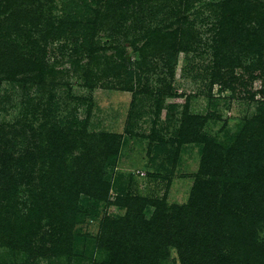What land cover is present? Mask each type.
<instances>
[{"label":"rangeland","instance_id":"rangeland-1","mask_svg":"<svg viewBox=\"0 0 264 264\" xmlns=\"http://www.w3.org/2000/svg\"><path fill=\"white\" fill-rule=\"evenodd\" d=\"M225 2L10 0L0 55L19 47L41 63L25 82L4 79L7 69L0 76V168L30 179L0 186V264H181L173 246L157 245L143 263L129 258L142 220L126 219L127 204L143 206L145 220L150 202H163L165 225L195 186L212 190L223 218L208 240L213 254L264 264V0ZM181 22L190 35L179 42L167 34ZM144 45L142 61L133 49ZM115 48L131 53L132 68ZM191 117L197 125L183 128ZM87 135L107 137L116 152L95 155L106 164L103 186L88 176L93 195L75 198L64 177ZM27 151L35 157L25 172ZM102 188L104 200L95 197ZM114 243L127 256L113 257ZM182 248L186 264L204 263Z\"/></svg>","mask_w":264,"mask_h":264},{"label":"trees","instance_id":"trees-1","mask_svg":"<svg viewBox=\"0 0 264 264\" xmlns=\"http://www.w3.org/2000/svg\"><path fill=\"white\" fill-rule=\"evenodd\" d=\"M232 0H226V2L223 4V6H229L231 5ZM239 1V0H236ZM10 0H0V16L3 12H5L8 9ZM12 16V14H11ZM10 19V18H9ZM183 23H179L177 25L176 29L173 32H170L167 35L173 36V39L176 41H181V39H184L186 36L189 37L190 31L189 29H183L182 27ZM14 27V26H13ZM12 27V28H13ZM158 32H152L153 40L156 38ZM3 47H7L9 44L8 42H3ZM128 45V44H127ZM147 45H144L142 47L141 51L134 50V53H138V57L143 61L145 57V50L147 49ZM24 50V48H14L9 47L8 51L11 53L6 57H3L0 55V76L2 75L3 71L7 69L9 74H7L4 79H10V80H17V77H21L20 80L27 81L30 79V73L34 71L35 67L38 68V65L41 63V60H34L32 57L27 58L22 54L21 52ZM116 51H118L119 59L124 63V67L126 68H132L133 66V60L131 57L130 52H123L119 51L117 48H115ZM0 51L2 52L1 48ZM217 54H215L216 56ZM224 61V60H223ZM39 63V64H38ZM137 68L139 62H136ZM226 65V64H224ZM230 65H226V67H229ZM219 65H216L213 67L212 70V77H214L219 73ZM215 84L214 82L211 83ZM197 125V118H187L184 120V123L182 124L183 128H192ZM53 134H56V132H53ZM105 136V135H104ZM107 138V137H106ZM106 138L103 137V135L100 136H88L87 135V142L83 144V151L80 153L79 156L76 157L75 165H72L71 171H68L65 173L64 179L70 182V185L72 184L74 187L73 192L69 191L72 196L77 198L80 194H90L89 186L86 185V181L88 180L87 177L91 176L92 178L90 181L94 182L96 184V187L101 184V174L102 170L105 168L106 164L101 163L97 161V158L95 155L97 153H101L102 155H112L115 154L116 148L112 149V146H110L106 142ZM91 146L98 145L97 149L98 151L94 153V151L91 149ZM93 143H96L93 145ZM259 151L262 152L261 155L264 154V142L262 141L261 147H259ZM92 157H91V154ZM208 154L207 160L211 159L214 160L212 156H209ZM105 156V157H106ZM35 157V153L26 152V157H23L24 160L20 162V167L23 171H27L26 167H29L30 159ZM104 157V158H105ZM1 160V158H0ZM103 161V160H102ZM2 162V160H1ZM100 163V164H98ZM18 165V164H17ZM18 165V167H19ZM205 163L202 165V167H205ZM5 164H1L0 168V175L3 174V176H0V186H3L7 180H11L14 182H18L19 184L26 185L30 179L27 178V174L23 177L21 173H19L20 176H9L8 173H10V170L5 169ZM62 166V165H61ZM207 170L212 169V166L207 164ZM74 169V170H73ZM6 170V171H4ZM7 172V173H6ZM210 172V171H209ZM12 174V173H10ZM95 178V179H94ZM81 180L84 181V183H79ZM1 182L3 184H1ZM98 185V186H97ZM100 186H103L102 184ZM247 186V185H246ZM248 187V186H247ZM103 189V188H102ZM210 189V188H209ZM212 190H208L205 192H201L199 186L193 187L191 191V197L189 199L188 205L183 207H177L176 210L179 212L178 214H174L170 218V220L165 224L162 225L163 220V214L164 211L162 208L163 202H150V204L154 207L155 212L150 216V218L144 220V213L143 209L144 207L141 206L136 200L129 202L127 204V214L126 219L129 218V220L136 221L140 219L142 220L141 230L138 232L135 231V229H132L135 233H132V239L130 238V241L134 244L133 248L135 249L134 253L129 256L130 259L138 258L141 263L146 261L147 255L152 254L155 251L156 246L158 245L159 249L162 248V251H166V248L168 246L177 247L178 250H180L181 255V264H186L185 258L183 257L182 247H189L191 246L193 255L191 256L192 259H202L203 264H233V260H229L227 258H220L218 255H214L213 252L217 251V248L215 246L216 244V238L212 239L211 244L208 241L210 237L213 236V232H215L217 235L219 234V231L222 228V222L223 218L218 213L217 209V197L215 195H212ZM95 197L104 200L107 199V192L105 189L102 191H97L95 194ZM260 199L263 198L262 192L259 195ZM5 198V197H4ZM198 199H201L205 201V204L201 202L200 208L197 209L194 214L192 213L193 210H195L196 201ZM146 203V202H145ZM32 212V209H30ZM208 213V214H205ZM205 214V215H204ZM180 218V219H179ZM178 219V220H177ZM213 220L210 221V220ZM128 220V219H127ZM177 220V221H176ZM121 222L124 220H120ZM138 222V221H137ZM138 224V223H137ZM220 224V226H219ZM219 227V228H218ZM131 227H128V230ZM69 228H67L66 232L64 233V237L67 238V235L70 234ZM51 236V235H50ZM247 240L245 239L242 244H248L251 242L250 236L247 237ZM123 241V240H122ZM207 241V243H205ZM248 246V245H244ZM126 247L122 248L121 246L114 243V251H113V257L119 256L123 257V255L126 254ZM261 254H263L261 248ZM190 250L187 249L185 252H189ZM191 253V252H190ZM145 257V258H144ZM264 259V255L262 256ZM123 259V258H122ZM263 262V260H261ZM261 262V264H262ZM153 262H148V264H151Z\"/></svg>","mask_w":264,"mask_h":264}]
</instances>
